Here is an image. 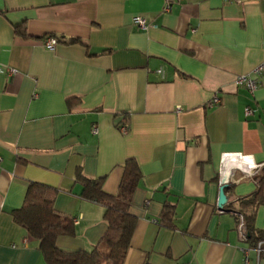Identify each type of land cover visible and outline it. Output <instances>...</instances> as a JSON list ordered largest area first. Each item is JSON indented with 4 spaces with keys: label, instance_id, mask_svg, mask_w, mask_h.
I'll use <instances>...</instances> for the list:
<instances>
[{
    "label": "crops",
    "instance_id": "0c3cea01",
    "mask_svg": "<svg viewBox=\"0 0 264 264\" xmlns=\"http://www.w3.org/2000/svg\"><path fill=\"white\" fill-rule=\"evenodd\" d=\"M43 36L62 40L48 49ZM262 62L264 0H0V67L16 69L0 71V264H46L11 214L29 182L55 188L54 209L74 219L56 245L91 250L104 208L81 197L76 171L115 194L127 158L142 177L122 264H264L253 252L244 262L252 243L233 214L260 173L235 172L217 204L223 152L264 163V71L252 93L234 83ZM261 197L253 224L264 235V180Z\"/></svg>",
    "mask_w": 264,
    "mask_h": 264
},
{
    "label": "trees",
    "instance_id": "16d2710c",
    "mask_svg": "<svg viewBox=\"0 0 264 264\" xmlns=\"http://www.w3.org/2000/svg\"><path fill=\"white\" fill-rule=\"evenodd\" d=\"M13 27L17 34L26 36L24 23L14 24ZM56 40L59 42L62 39ZM62 42L75 43L77 40L71 38ZM122 167L123 173L115 194L104 191V176L89 178L79 170L76 171V180L82 186L81 197L97 202L104 208L102 217L106 230L91 250H66L56 245L58 236L74 235V219L54 209L55 188L39 182L28 183L22 206L13 209L11 214L16 223L38 240V247L46 264H122L137 221V217L129 211L131 199L142 177L140 166L134 158H127ZM263 180L264 167L257 177L258 189L241 201L242 209L234 210L244 215L248 238L252 244L264 240V235L257 232L253 224L254 209L262 200ZM247 205L248 212L244 207Z\"/></svg>",
    "mask_w": 264,
    "mask_h": 264
},
{
    "label": "built area",
    "instance_id": "2783aa9c",
    "mask_svg": "<svg viewBox=\"0 0 264 264\" xmlns=\"http://www.w3.org/2000/svg\"><path fill=\"white\" fill-rule=\"evenodd\" d=\"M225 2H236L240 3L241 0H224ZM170 8V4L167 3L164 6V10L167 11ZM133 24L139 29H146L148 28L149 24L145 18L142 16H135L133 18ZM43 44L48 49H53L54 46L57 44V40L53 36H47L43 39ZM7 70L9 75H13L16 73V69L8 68L4 69L0 67V71ZM264 71V62H262L259 66H257L251 73L247 74H240L236 77L234 83L237 86H243L251 93L254 92L258 87V79L257 75ZM158 72H160L158 70ZM219 103V99L217 97H213L209 102L208 106H212ZM244 113L246 116H249L253 113L251 108H245ZM121 131L126 132L127 128L125 126H121ZM91 133H97V126H91ZM226 165H228V170L230 173V178L233 177L235 172H240L241 177L244 178H253L257 176L261 169L264 167V163H256L251 155L242 154L240 152H223L220 155V169L218 174V182L221 185V180L225 173ZM220 212H223L225 209H219ZM236 218V229L238 232L239 240L243 243H248L249 238L247 234V228L245 224L244 215L240 212L234 211L233 212ZM244 253V262L247 263L249 260L248 254L249 252H253L256 256V259L264 260V240H258L255 243L249 245L248 247L241 248Z\"/></svg>",
    "mask_w": 264,
    "mask_h": 264
},
{
    "label": "water",
    "instance_id": "95a60500",
    "mask_svg": "<svg viewBox=\"0 0 264 264\" xmlns=\"http://www.w3.org/2000/svg\"><path fill=\"white\" fill-rule=\"evenodd\" d=\"M230 179V173L228 170V165H226L224 176L221 180V185L219 187V195H218V208L222 209L224 208L226 204V195H225V188L228 186V181Z\"/></svg>",
    "mask_w": 264,
    "mask_h": 264
}]
</instances>
